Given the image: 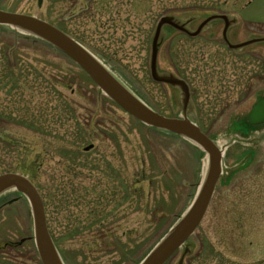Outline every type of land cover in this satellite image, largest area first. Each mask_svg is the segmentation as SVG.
<instances>
[{
	"label": "rangeland",
	"instance_id": "374dc122",
	"mask_svg": "<svg viewBox=\"0 0 264 264\" xmlns=\"http://www.w3.org/2000/svg\"><path fill=\"white\" fill-rule=\"evenodd\" d=\"M0 7L68 30L133 93L170 116L182 115L184 93L151 76L159 17L196 14L194 29L212 12L234 13L246 39V28L264 15V0H0ZM223 48L161 28L158 72L189 83V117L224 150L209 209L164 264H179L186 246L182 264H264V137H250L264 135V124L247 120L264 96V78L256 57L246 66ZM8 64L20 82L12 83ZM214 75L224 76V88L215 89ZM247 83L262 89L243 99ZM208 159L195 141L125 111L47 40L0 24V172H33L64 264H140L187 212ZM0 264H43L32 206L14 189L0 196Z\"/></svg>",
	"mask_w": 264,
	"mask_h": 264
},
{
	"label": "water",
	"instance_id": "95a60500",
	"mask_svg": "<svg viewBox=\"0 0 264 264\" xmlns=\"http://www.w3.org/2000/svg\"><path fill=\"white\" fill-rule=\"evenodd\" d=\"M216 17H224L227 20L223 15H212L203 21L195 32L188 31L184 24L179 23L173 16H163L157 24L152 44L151 76L155 81L180 86L184 93L183 116L170 117L154 110L137 97L86 47L59 27L38 16L0 8V24L15 26L47 40L73 59L102 91L135 118L147 125L185 136L198 143L208 153L209 165L207 174L194 201L185 215L169 230L140 264H164L187 241L201 222L210 204L215 185L222 171V155L219 147L186 114L189 90L185 81L172 74L162 75L157 69L158 39L164 24H169L177 29L185 30L191 35H196L204 24ZM251 42H245L243 45ZM248 119L251 123L264 122V97L259 99L253 106L248 114ZM92 146V144L86 146L85 150L90 149ZM0 187L16 189L25 194L29 199L35 221L36 243L43 264H64L47 226L43 200L33 182L22 173L4 172L0 174ZM187 251L188 247H186L179 264H182L183 257Z\"/></svg>",
	"mask_w": 264,
	"mask_h": 264
},
{
	"label": "flooded vegetation",
	"instance_id": "af4514ba",
	"mask_svg": "<svg viewBox=\"0 0 264 264\" xmlns=\"http://www.w3.org/2000/svg\"><path fill=\"white\" fill-rule=\"evenodd\" d=\"M219 20L223 21V27L221 29L217 28V25L215 23V22H218ZM202 21L203 20L201 19L199 24H201ZM189 22H188V24L190 25ZM240 22H241L240 20H238L237 22H232V21L229 22L228 28H227V30H225V22L222 18H218V19L216 18V19L210 20L194 38H197V37L203 35L206 38V41L217 42L219 44V46H224L223 49L227 54L230 53L232 57L235 56L236 62L245 64L246 66H248V63L250 61H252V64H253V60L249 59L250 55H252L251 56L252 58L256 57V60L261 67V72H260L261 77L259 79L263 80V78H264V15H263V18L261 21L251 23V24H254L255 27H250V28L247 27L246 28L247 33H248V37L246 39H240L241 38L240 34H242V33H240V30L238 29V27H239L238 25ZM248 24L249 23H247V26H248ZM261 25H263V27H261ZM182 33H184V32H182ZM252 38H258V39L260 38L261 40H258L255 43L250 44V45H246V46H232L231 47L228 43V41H229L233 44H239V43H242L246 40H250ZM255 46H256L255 49H252V50L250 49V47H255ZM221 55H222V50L220 51L219 56H221ZM218 68L220 69L221 67L219 66ZM261 74H263V75H261ZM215 77H216V75H214V77L210 78V80H214L216 83L215 89L218 90V89L224 88L225 86L224 85L222 86V82L224 81V76L219 75L216 77V79H215ZM210 83H211V81H210ZM253 85L254 84L247 83L246 86H244L243 97H242L243 99L249 98L252 92H254V91L256 92L257 90L259 91L260 89H262V86L260 87V85H259V87H257V89ZM216 95H217V97H219L218 93ZM260 97H258V98H260ZM261 136L264 137V135H261ZM261 136L256 135V136H254V139H259Z\"/></svg>",
	"mask_w": 264,
	"mask_h": 264
},
{
	"label": "trees",
	"instance_id": "16d2710c",
	"mask_svg": "<svg viewBox=\"0 0 264 264\" xmlns=\"http://www.w3.org/2000/svg\"><path fill=\"white\" fill-rule=\"evenodd\" d=\"M66 30V29H65ZM66 31H68V30H66ZM69 32V31H68ZM70 33V32H69ZM8 66H9V70H10V72H11V76L13 75V78H14V81L12 82V83H18V82H20V78L19 77H16V73H15V71H14V65L13 64H8ZM15 73V74H14ZM18 76V75H17ZM24 173H27L29 176H32V173L33 172H29V171H24V170H22ZM31 174V175H30Z\"/></svg>",
	"mask_w": 264,
	"mask_h": 264
},
{
	"label": "bare ground",
	"instance_id": "6f19581e",
	"mask_svg": "<svg viewBox=\"0 0 264 264\" xmlns=\"http://www.w3.org/2000/svg\"><path fill=\"white\" fill-rule=\"evenodd\" d=\"M9 172V171H6ZM8 190H13V188L10 187H0V196L8 192Z\"/></svg>",
	"mask_w": 264,
	"mask_h": 264
}]
</instances>
